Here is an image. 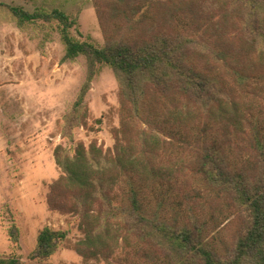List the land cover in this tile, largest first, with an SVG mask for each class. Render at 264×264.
I'll use <instances>...</instances> for the list:
<instances>
[{
	"label": "trees",
	"instance_id": "trees-1",
	"mask_svg": "<svg viewBox=\"0 0 264 264\" xmlns=\"http://www.w3.org/2000/svg\"><path fill=\"white\" fill-rule=\"evenodd\" d=\"M92 4L102 46L72 34L77 16L0 2L20 29L55 24L64 62L85 59L86 78L64 117L63 137L73 141L104 65L119 85L118 134L123 141L132 135L139 146L116 190L99 179L73 184L63 167L73 187L65 178L52 183L49 209L83 218L92 204L101 226L119 225L125 244L118 264H264V0ZM253 100L258 108L229 119L227 107ZM67 236L44 227L29 259L47 261ZM9 237L18 243L16 227ZM0 264L22 262L0 255Z\"/></svg>",
	"mask_w": 264,
	"mask_h": 264
},
{
	"label": "rangeland",
	"instance_id": "rangeland-1",
	"mask_svg": "<svg viewBox=\"0 0 264 264\" xmlns=\"http://www.w3.org/2000/svg\"><path fill=\"white\" fill-rule=\"evenodd\" d=\"M0 2L29 12L62 10L78 17L72 30L75 37L99 46L104 43L92 0ZM63 56L55 24L20 29L10 12L0 7V255L19 257L22 264H118L125 244L119 225L101 226L92 204L83 218L51 211L47 204L49 186L56 180L65 178L73 187L63 167L71 170L73 184L91 185L99 179L116 190L123 169L130 166L129 156L139 147L132 135L123 141L118 134L119 85L104 65L86 95L83 122L73 131V141L63 137L64 117L72 110L87 72L83 57L64 62ZM248 107L258 105L253 100L227 107L229 119L246 115ZM12 227L18 230L17 244L9 237ZM44 227L66 231L67 240L47 261L30 260Z\"/></svg>",
	"mask_w": 264,
	"mask_h": 264
}]
</instances>
